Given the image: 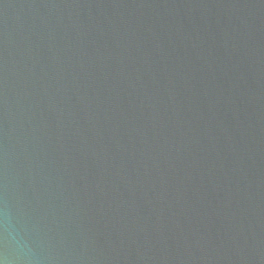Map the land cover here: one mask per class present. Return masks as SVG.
Wrapping results in <instances>:
<instances>
[{"label":"water","instance_id":"water-1","mask_svg":"<svg viewBox=\"0 0 264 264\" xmlns=\"http://www.w3.org/2000/svg\"><path fill=\"white\" fill-rule=\"evenodd\" d=\"M0 264H264V0H0Z\"/></svg>","mask_w":264,"mask_h":264}]
</instances>
